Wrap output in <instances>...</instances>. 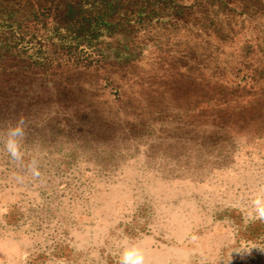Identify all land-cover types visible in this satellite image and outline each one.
Here are the masks:
<instances>
[{"label":"rangeland","instance_id":"374dc122","mask_svg":"<svg viewBox=\"0 0 264 264\" xmlns=\"http://www.w3.org/2000/svg\"><path fill=\"white\" fill-rule=\"evenodd\" d=\"M2 1L47 9L0 16V264H264V0Z\"/></svg>","mask_w":264,"mask_h":264},{"label":"trees","instance_id":"16d2710c","mask_svg":"<svg viewBox=\"0 0 264 264\" xmlns=\"http://www.w3.org/2000/svg\"><path fill=\"white\" fill-rule=\"evenodd\" d=\"M4 4L3 6H1ZM25 5V9H15L14 5L10 1H0V16L4 18L3 26L7 29H12L16 31L17 29H24L27 25H23V22L26 18L31 16H36L41 10L47 8L41 3H36L37 5ZM20 6V5H18ZM51 8L53 9L51 13L50 23L47 24V33H45L44 38L40 37V41H47L51 37V32H61L66 31L70 35H73V38H78L81 36L94 37L98 33V26L104 24L109 26L113 24V19L108 15L106 11L98 12L94 16L91 14L84 13L83 4H80L78 1H67L65 3H59L55 0L51 2ZM48 7V9L50 8ZM110 10V2H108V7ZM145 8L143 5H140L138 9ZM92 9V8H91ZM101 11V10H99ZM110 12V11H109ZM45 25V22L42 23ZM63 31V32H64ZM20 35H24L22 31L19 30ZM22 39V38H20ZM33 39L26 40V43H32Z\"/></svg>","mask_w":264,"mask_h":264},{"label":"clouds","instance_id":"9594fccd","mask_svg":"<svg viewBox=\"0 0 264 264\" xmlns=\"http://www.w3.org/2000/svg\"><path fill=\"white\" fill-rule=\"evenodd\" d=\"M23 120L20 121V124L12 131H10L9 136L11 137L8 140L7 147L9 151L12 153L14 157H19V153L17 151V143L15 137H21L23 135L22 125ZM36 175H39L38 172H35ZM254 211L255 216H251V219H260L264 221V199H256L254 202ZM121 264H143V257L142 255L135 249L126 250L123 254Z\"/></svg>","mask_w":264,"mask_h":264}]
</instances>
